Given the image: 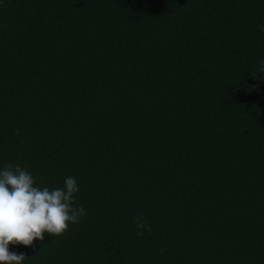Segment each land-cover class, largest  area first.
Instances as JSON below:
<instances>
[{
  "label": "trees",
  "instance_id": "1",
  "mask_svg": "<svg viewBox=\"0 0 264 264\" xmlns=\"http://www.w3.org/2000/svg\"><path fill=\"white\" fill-rule=\"evenodd\" d=\"M264 0H0V170L76 179L23 264H264ZM142 215L151 232L137 235Z\"/></svg>",
  "mask_w": 264,
  "mask_h": 264
},
{
  "label": "clouds",
  "instance_id": "2",
  "mask_svg": "<svg viewBox=\"0 0 264 264\" xmlns=\"http://www.w3.org/2000/svg\"><path fill=\"white\" fill-rule=\"evenodd\" d=\"M260 30L264 32V26ZM259 71L264 73V62ZM63 185L53 189L37 186L31 173L11 163L0 170V264H23L26 259L24 253L10 251L9 245L32 247L46 234L61 237L70 225L80 222L86 213L83 207L74 206L78 183L68 176ZM134 223L138 236L151 232L142 215Z\"/></svg>",
  "mask_w": 264,
  "mask_h": 264
}]
</instances>
